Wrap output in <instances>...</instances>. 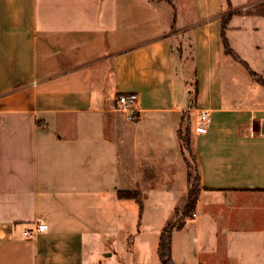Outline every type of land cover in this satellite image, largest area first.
Wrapping results in <instances>:
<instances>
[{"label":"crops","instance_id":"0c3cea01","mask_svg":"<svg viewBox=\"0 0 264 264\" xmlns=\"http://www.w3.org/2000/svg\"><path fill=\"white\" fill-rule=\"evenodd\" d=\"M262 12L264 0H0V264H113L123 206L136 230L122 264H160V232L187 202L183 136L199 187L173 264H264ZM124 93L138 96L133 123L114 106ZM134 191L140 214L118 195ZM152 194L167 214L149 230Z\"/></svg>","mask_w":264,"mask_h":264},{"label":"trees","instance_id":"16d2710c","mask_svg":"<svg viewBox=\"0 0 264 264\" xmlns=\"http://www.w3.org/2000/svg\"><path fill=\"white\" fill-rule=\"evenodd\" d=\"M226 3L229 5V0H225ZM264 13V12H262ZM224 29L225 25L223 24L221 27V37H222V45H223V52L225 54H229L232 56H235L232 52V50L229 48L227 41L224 38ZM257 82L264 85V80L261 77H256ZM181 139L182 145L188 146L189 139L186 136H183ZM186 166H187V182L189 185L188 190V196H187V202L180 213V220L186 218L189 216L192 211L194 210L195 202L197 199L198 194V187H199V180H198V173L197 169L195 168V176H192V172L190 169V166L185 159ZM119 197H128L131 199H134L138 206H139V214L142 211V201L141 196L139 192H119ZM179 220V221H180ZM182 227V223L179 222L176 226L174 224H171L170 222L167 223V225L162 229L159 235V241H158V248H157V255L160 264H173L171 259V234L175 229H180Z\"/></svg>","mask_w":264,"mask_h":264},{"label":"rangeland","instance_id":"374dc122","mask_svg":"<svg viewBox=\"0 0 264 264\" xmlns=\"http://www.w3.org/2000/svg\"><path fill=\"white\" fill-rule=\"evenodd\" d=\"M183 150L185 154V158L190 166L192 176H195V164L193 160L192 153L190 151L189 145L185 146L183 145ZM161 197L159 194H152L149 198H146L144 200L145 204V209H147V217H146V225L145 227L148 228L149 230L152 229V227L157 223V217L160 219H163L166 216V205L162 204L159 202ZM154 203H157L154 206ZM137 208V207H136ZM178 211L175 213L174 218L170 221L171 224H174L175 226L180 222V213L182 208H178ZM122 217L120 221V226H121V231L119 234L115 237L113 240V251H115V256L117 257V260L113 262V264H122L121 259L125 257V252L127 247L131 246V243H128L126 240L127 235L131 237V235H134V232L136 230V216L134 219H132L130 222L126 217V212L124 209V206L122 208ZM131 228V232L129 233L128 229ZM145 254H148V251H145ZM130 258V257H129ZM131 264H134V259H131Z\"/></svg>","mask_w":264,"mask_h":264},{"label":"built area","instance_id":"2783aa9c","mask_svg":"<svg viewBox=\"0 0 264 264\" xmlns=\"http://www.w3.org/2000/svg\"><path fill=\"white\" fill-rule=\"evenodd\" d=\"M138 100L137 94L124 93L118 94L114 99L115 109L121 112L125 116V120L129 123H133L139 118V110L136 107ZM209 121V112L207 110H201L198 112V133L204 134L207 132V125ZM47 230L46 224H37L34 231L25 229L23 235L25 237H31L37 233Z\"/></svg>","mask_w":264,"mask_h":264}]
</instances>
